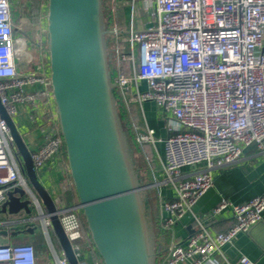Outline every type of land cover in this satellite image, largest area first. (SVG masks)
<instances>
[{"label": "built area", "instance_id": "1", "mask_svg": "<svg viewBox=\"0 0 264 264\" xmlns=\"http://www.w3.org/2000/svg\"><path fill=\"white\" fill-rule=\"evenodd\" d=\"M129 1L127 32L117 25L109 28L108 62L122 103L152 101L167 122L161 178L150 184L173 191V196L160 199L156 222L167 234L213 186L214 170L236 164L249 148L264 152V0H142L150 18L142 29L134 28L136 0ZM15 9L10 0H0V104L17 131L21 115L39 130L40 140L32 149L18 133L42 185L46 167L60 168L63 186L50 195L54 214L76 263L90 264L93 244L68 168L62 165L66 152L48 65L41 50L33 63L25 31L17 33ZM133 129L139 151L155 144L153 130ZM15 151L19 154L9 126L0 118V207L10 194L20 197L14 194L19 189L20 200L27 195L33 208L30 215L25 209L4 212L0 232L6 231V238L41 236L42 248L52 256L45 264H69L50 214L29 185ZM20 161L23 165L21 156ZM225 211L231 213L232 223L215 234L193 215L194 231L171 241L167 251L160 250L156 264H210L213 255L262 220L264 193L241 204L222 198L207 217L211 220ZM38 260L31 243L0 244V264H39ZM239 264L254 263L242 257Z\"/></svg>", "mask_w": 264, "mask_h": 264}, {"label": "water", "instance_id": "2", "mask_svg": "<svg viewBox=\"0 0 264 264\" xmlns=\"http://www.w3.org/2000/svg\"><path fill=\"white\" fill-rule=\"evenodd\" d=\"M101 4L102 0H47L48 68L58 127L69 176L102 264H156L157 236L142 197L151 185L139 179L133 149L128 150L121 130L107 54L110 30L103 24ZM0 118L10 128L29 185L50 214L58 245L68 263L77 264L52 198L1 104ZM20 197L10 194L3 211H28V202Z\"/></svg>", "mask_w": 264, "mask_h": 264}, {"label": "crops", "instance_id": "3", "mask_svg": "<svg viewBox=\"0 0 264 264\" xmlns=\"http://www.w3.org/2000/svg\"><path fill=\"white\" fill-rule=\"evenodd\" d=\"M27 6L30 8L31 4ZM132 104V108L136 114V121L140 125L139 128H148L154 131L156 139L154 145H147L141 151L135 147L133 150L139 179L144 184H152L161 178V163L164 149L162 141L167 137V122L161 117L160 110L154 102L147 101L141 105L137 103ZM33 129L38 132L37 134L40 138L39 130L36 127ZM138 157L142 159L143 166L138 164L140 160ZM41 174V179L46 181L45 184L44 182L42 183L49 195L59 192L64 183V177L60 172V168L56 165L48 166ZM212 174L214 180L213 186L196 202L191 214H188L179 223L174 225L167 234H162L158 230L157 224H155L156 241L157 245L162 248L161 250L165 246L167 248L171 241L185 239L194 231L196 226L193 221V215L205 223L212 234L225 231L232 223L229 211H225L220 216L211 220L208 219L207 214L218 205L222 198L232 204H241L264 193V152L259 151L255 147L249 148L245 150L242 160L227 168L214 170ZM52 176L54 181L51 179ZM50 182H54L53 185L50 186ZM156 189L159 203L160 199L173 196V191L170 188L157 186ZM158 215L155 223L157 222ZM17 239L27 240L30 237H20ZM14 240L16 239L7 237L6 243ZM242 257H247L254 264H264V212L262 220L259 223L250 228L248 232L238 234L230 244L222 248L220 253L213 255L209 263L239 264V260ZM93 260L94 263L102 264L99 256L93 254ZM38 263L45 264L46 262L40 263V260H38Z\"/></svg>", "mask_w": 264, "mask_h": 264}, {"label": "rangeland", "instance_id": "4", "mask_svg": "<svg viewBox=\"0 0 264 264\" xmlns=\"http://www.w3.org/2000/svg\"><path fill=\"white\" fill-rule=\"evenodd\" d=\"M14 5H15V15L19 17L18 19V26H17V33H22L23 30L25 31L31 42H35L39 46H41V51L42 55L46 59V64L49 65V59H48V50H47V0H10ZM19 2V3H17ZM30 2V3H29ZM28 4H33V6L37 7V10H31L28 8ZM18 5V7H17ZM130 1L129 0H102V17H103V24L106 29H109L110 27H113L114 25H117L121 29H125L124 31L127 32L129 28V22H130ZM43 6V7H42ZM42 7V8H41ZM34 9V8H33ZM119 15L123 16L122 20H118ZM133 19H134V28L135 29H142L150 20L149 15H147L144 10H143V4L141 0H136L134 4V12H133ZM120 22L123 24L121 25ZM27 30V31H26ZM20 33V34H21ZM107 39V46L109 44L108 42V35H106ZM31 42H27L30 53L33 58V63L36 62L37 56L35 57V43L31 44ZM37 55V54H36ZM109 63V62H108ZM109 70L110 72L113 70V65L109 63ZM125 103V104H124ZM123 103V106L126 111V120L123 121L120 112H119V106L117 105V112L119 115V120H120V126L122 133L124 135V139L127 145L128 150H134V147L137 148L134 142V129L133 127H139V122L136 121V114L135 110L132 108L133 104L128 102V105L126 102ZM20 121L18 119L16 124H18V131L22 134L24 139L29 143L30 149L33 148L39 142V135L37 134L38 132L33 129L35 126L26 122L25 116H20L19 117ZM27 132V133H26ZM129 132L132 133V135H129ZM133 136V137H132ZM138 150V148H137ZM15 157L20 164L23 172H24V167L20 161V155L15 151ZM139 158V157H138ZM138 164L140 166H143V161L141 158H139ZM63 167L66 169L68 168L67 166V160L66 158L63 159ZM52 181H54L53 176H52ZM42 182L44 184L46 181L42 179ZM52 183V184H51ZM54 182H50V186L53 185ZM43 184V186H44ZM45 187V186H44ZM19 189H16L14 194H18ZM142 197L145 201L146 204V211L147 214H149V218L151 222L155 226V220L159 212V197L157 195V189L155 187H150L147 188L143 193ZM23 200L28 202V211L26 212L28 215L30 213H33V208L31 205V200L27 195L23 196ZM4 215L3 211V206L0 207V217ZM6 217V215L2 216ZM155 228V227H154ZM155 232V229H154ZM40 231L36 232V234H39ZM156 233V232H155ZM30 238H35L34 236L28 235ZM27 234H22V237H28ZM55 249L59 256L61 255L59 246L56 243V240L53 238ZM7 242V238L3 237L0 235V244H4ZM15 243H24L26 240H14ZM33 243H36L32 241ZM45 248V247H44ZM40 248L39 250V260L40 263H44L52 260L51 254H47L46 248ZM157 249V248H156ZM46 262V263H47Z\"/></svg>", "mask_w": 264, "mask_h": 264}, {"label": "trees", "instance_id": "5", "mask_svg": "<svg viewBox=\"0 0 264 264\" xmlns=\"http://www.w3.org/2000/svg\"><path fill=\"white\" fill-rule=\"evenodd\" d=\"M34 8V9H33ZM30 9L31 10H35V12H36V10H37V7L36 6H33V4H31V6H30ZM123 16H121V15H119V17H118V20H122L123 18H122ZM120 24L121 25H123L121 22H120ZM25 38H26V41L27 42H31V40H30V38H29V36L26 34L25 35ZM34 44L35 42H31V44ZM35 49H36V53H35V57L37 56V60H36V62L38 61V52H39V50H41V46H39L38 44H36L35 43ZM37 54V55H36ZM45 61H46V59H44ZM48 65V64H47ZM114 95H115V98H116V100H117V104H118V106H119V112H120V116H121V118H122V120L123 121H127L126 120V111H125V108H124V106H123V103H122V100H121V97H120V95H119V93L117 92V91H114ZM129 135H132V133H130L129 132ZM133 137V136H132ZM134 139V138H133ZM64 155H65V153H64ZM14 239H16V240H19V239H17V237H14ZM32 241H34V242H36V243H33ZM24 243H31L33 246H34V248H35V250H36V252H37V254H39V250H40V248L42 247L41 246V243H42V238H41V236H37V237H35V238H30V239H27L26 240V242H24ZM162 248L161 247H157V251L159 252L160 250H161ZM93 254L94 255H96V256H99L98 255V253L96 252V250H95V248H94V246H93V252L91 253V255H90V264H92L93 263Z\"/></svg>", "mask_w": 264, "mask_h": 264}]
</instances>
